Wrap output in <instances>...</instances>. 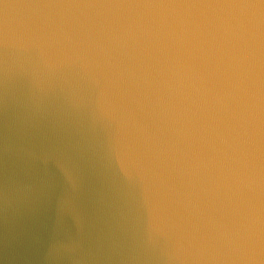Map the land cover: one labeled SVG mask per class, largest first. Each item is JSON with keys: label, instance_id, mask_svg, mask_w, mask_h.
Returning <instances> with one entry per match:
<instances>
[{"label": "water", "instance_id": "water-1", "mask_svg": "<svg viewBox=\"0 0 264 264\" xmlns=\"http://www.w3.org/2000/svg\"><path fill=\"white\" fill-rule=\"evenodd\" d=\"M0 264H264V0H0Z\"/></svg>", "mask_w": 264, "mask_h": 264}]
</instances>
